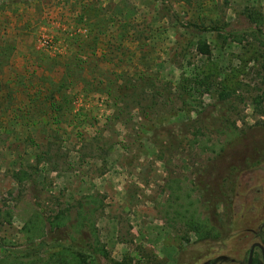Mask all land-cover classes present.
<instances>
[{
	"label": "rangeland",
	"instance_id": "374dc122",
	"mask_svg": "<svg viewBox=\"0 0 264 264\" xmlns=\"http://www.w3.org/2000/svg\"><path fill=\"white\" fill-rule=\"evenodd\" d=\"M12 1L0 0V262L46 264L66 247L89 264H205L196 255L219 243L199 242L200 217L232 236L212 264H245L264 237V48L179 28L163 0ZM168 4L239 28L245 8L264 12V0ZM233 135L243 147L217 163L211 149ZM37 211L72 220L31 243Z\"/></svg>",
	"mask_w": 264,
	"mask_h": 264
},
{
	"label": "trees",
	"instance_id": "16d2710c",
	"mask_svg": "<svg viewBox=\"0 0 264 264\" xmlns=\"http://www.w3.org/2000/svg\"><path fill=\"white\" fill-rule=\"evenodd\" d=\"M182 2H186L187 5L193 6L194 0H181ZM13 3L20 2L19 0L12 1ZM162 8L167 13L166 16L170 18L171 21H174L176 23V26L179 28L185 29L187 31L193 32L195 34H203V33H215L223 42L224 44L228 43H238L243 44L244 42L253 40L255 42H258V44L264 48V12L258 8L255 7H247L245 10L240 14V16L246 21L245 26L239 28L234 27L231 25V23H224L220 20H210L209 18H197L195 19H189L187 16H181L179 11H177L172 5L168 4V0H163ZM207 20V21H206ZM1 48V47H0ZM197 51L207 57L212 56V48L208 44L207 41L200 40L197 43ZM263 64V63H262ZM2 72L0 70V114L1 117H4L9 108H2L4 105V99L2 92L5 91V88H7V84L4 83L2 79ZM210 76H207L204 83L208 86H211V83L209 82ZM60 88H62V84L60 85ZM210 89V87H208ZM232 89V88H231ZM231 89L227 90L225 86H223V90L220 93V98L225 100L228 97L231 96V93L229 92ZM227 91V92H226ZM56 104H53L52 106H55ZM61 105L57 107L56 111L61 112ZM232 138H235L234 141H232L229 145H223L219 150L217 149H211L213 152L216 153L215 161L217 163L223 162L224 164L227 163L230 159V155L237 150V147L241 145V148L243 147V138H238L236 140V137L233 135ZM243 142V143H242ZM216 148V147H214ZM230 163V161H229ZM228 163V164H229ZM246 167L243 168L241 166L235 167L236 172L240 176L241 174L246 171ZM28 174L23 171V175L19 177V182H23L27 177ZM211 195V199L215 196L213 194V191H208ZM211 202V200H210ZM216 201L212 203V206L216 205ZM218 204V203H217ZM83 209H81L80 220L76 223H74V227L76 229L81 228L84 224L83 221L87 217H83L82 214ZM86 215V214H85ZM71 216L62 211L58 213L53 218L47 219L42 213L33 212L31 213L24 221L25 225L23 228V232L25 234V238L28 242H34L36 239H39L43 236V232L47 227H50L51 230H61L63 229L68 223L71 222ZM208 224V225H207ZM192 227L191 230L194 231L199 239V242L206 243V242H214L218 241L219 247L216 249L212 248V251L218 250L217 253H221L225 246H227L231 239V233L230 231L222 232L221 229H217L215 225H210L207 222V220H201L199 217L195 222L191 224ZM220 241V242H219ZM42 246H45V244H42ZM203 246V245H202ZM205 247V246H204ZM99 252H102L105 256H107V253L100 249ZM197 257L195 258L198 261H201L205 258V253L197 254ZM51 259L55 260L53 263L57 264H89L88 261H83L79 254L73 252L70 248L63 247L61 250L56 251L55 253H52L48 256L46 264H49ZM58 259V260H57ZM20 261V260H19ZM30 263V262H29ZM0 264H13L11 261H1ZM17 264H25L23 262H17ZM32 264V262H31ZM184 264H189L187 261ZM254 264H263L259 260H255Z\"/></svg>",
	"mask_w": 264,
	"mask_h": 264
},
{
	"label": "flooded vegetation",
	"instance_id": "af4514ba",
	"mask_svg": "<svg viewBox=\"0 0 264 264\" xmlns=\"http://www.w3.org/2000/svg\"><path fill=\"white\" fill-rule=\"evenodd\" d=\"M254 244H260L261 246L264 247V237L262 239V242H256V243H253L248 254H247V257H246V261H245V264H248V261H249V255H250V251L253 247ZM210 250L208 251V254L205 255V264H212L215 260L216 257L218 256H221V255H212V248L211 246L208 247ZM255 260H259L260 262H262L264 264V252L263 250L260 248V247H256L254 249V254H253V261H252V264H254V261Z\"/></svg>",
	"mask_w": 264,
	"mask_h": 264
},
{
	"label": "water",
	"instance_id": "95a60500",
	"mask_svg": "<svg viewBox=\"0 0 264 264\" xmlns=\"http://www.w3.org/2000/svg\"><path fill=\"white\" fill-rule=\"evenodd\" d=\"M256 247H260L263 250V252H264V247L263 246H261L260 244H254L253 247H252V249H251V251H250L248 264H252L254 249Z\"/></svg>",
	"mask_w": 264,
	"mask_h": 264
}]
</instances>
